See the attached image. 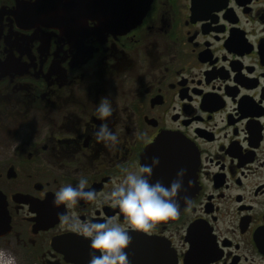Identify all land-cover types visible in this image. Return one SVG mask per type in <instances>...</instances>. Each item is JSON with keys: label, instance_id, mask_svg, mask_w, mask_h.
<instances>
[{"label": "flooded vegetation", "instance_id": "flooded-vegetation-1", "mask_svg": "<svg viewBox=\"0 0 264 264\" xmlns=\"http://www.w3.org/2000/svg\"><path fill=\"white\" fill-rule=\"evenodd\" d=\"M86 242L264 264V0H0V249L76 264Z\"/></svg>", "mask_w": 264, "mask_h": 264}, {"label": "water", "instance_id": "water-1", "mask_svg": "<svg viewBox=\"0 0 264 264\" xmlns=\"http://www.w3.org/2000/svg\"><path fill=\"white\" fill-rule=\"evenodd\" d=\"M118 4L124 3L127 4V2H131L132 0H114ZM168 140L166 137L160 138L156 144L153 145V147L150 149L148 154L146 155V161L147 166H146V172L144 174V182L147 187L149 188H154L157 186L162 185V187L165 184V180L167 179L165 176H160L159 175V170H161L163 173L167 171L165 168V144L164 141ZM189 149H192L191 147H188ZM163 149L160 155L159 150ZM157 156H160L161 159H156ZM158 165H162L160 169H158ZM194 166V160L191 159L190 162H188V175L184 178L178 177V178H172V181L176 182L178 186L180 187V180H184L185 182H188L190 187V192H188V197L192 195V188H193V183L195 180V174L193 171ZM172 195V193H170ZM152 194H148L147 198H152ZM164 210V209H163ZM166 211H168L166 209ZM84 245V244H83ZM88 243L86 242V247L84 248H78V251H74L71 248H68L66 252H72L73 253V260L76 264H105L100 251L96 249L93 246L88 247ZM80 248V249H79ZM113 264H132V257L130 255L124 254L123 256L121 254H116L115 255V262Z\"/></svg>", "mask_w": 264, "mask_h": 264}, {"label": "built area", "instance_id": "built-area-1", "mask_svg": "<svg viewBox=\"0 0 264 264\" xmlns=\"http://www.w3.org/2000/svg\"><path fill=\"white\" fill-rule=\"evenodd\" d=\"M0 264H5V263L2 262V257H0Z\"/></svg>", "mask_w": 264, "mask_h": 264}]
</instances>
